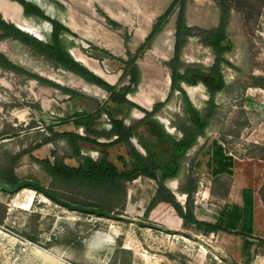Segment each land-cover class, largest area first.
<instances>
[{
    "label": "rangeland",
    "instance_id": "1",
    "mask_svg": "<svg viewBox=\"0 0 264 264\" xmlns=\"http://www.w3.org/2000/svg\"><path fill=\"white\" fill-rule=\"evenodd\" d=\"M27 1L68 27L71 32L62 37L69 51L78 48L97 69L113 78L110 82L95 71L111 84L120 83L126 67L120 59L136 56L140 82L127 97L149 111L157 103L164 106L144 121L146 114L140 108L116 104L106 90L57 67L21 41L2 38L0 31V54L5 57L0 59V168L13 164L21 180L39 182L73 204L144 221L71 210L31 186L16 193L0 188V264H264V245L257 246L258 239L264 238V0H229L227 37L233 46L225 54L231 65H222L225 88L215 97L218 107L205 134L198 137L190 155L183 157L179 176L165 181L186 211L202 205L206 219L240 230L250 219L242 196V188H249L255 216L252 233L245 236L222 230L207 233L178 222L171 210L162 209L161 203L166 204L180 217L158 190L157 182L146 176L123 183L118 191L54 178L31 155L55 161L56 153L76 165L75 159L65 157L72 151L67 138L27 152L43 135H51V125L55 132L86 136V129L76 126L74 113L93 112L102 105L128 127L139 124L130 140L145 156L139 139L157 149L169 145L163 129L181 139L187 113L183 93L171 87L172 72L167 65L175 56L176 22L182 14L190 29L177 65L208 69L215 62L208 37L220 23L221 1ZM173 4L168 22L151 46L138 53L157 19ZM13 10L0 12L13 21ZM22 14L32 18L36 27L41 25L43 39L50 40L53 28L48 31L43 26L46 20ZM104 29L118 46H107L110 42L99 34ZM143 86L145 96L139 97ZM181 86L193 105L205 113L210 101L207 86L202 82H183ZM96 117V127L106 133L99 141L114 140L108 114L103 110ZM81 145L83 155L99 160L107 154L123 166L118 157L126 154L125 145ZM97 233H106L112 240L95 242Z\"/></svg>",
    "mask_w": 264,
    "mask_h": 264
},
{
    "label": "trees",
    "instance_id": "2",
    "mask_svg": "<svg viewBox=\"0 0 264 264\" xmlns=\"http://www.w3.org/2000/svg\"><path fill=\"white\" fill-rule=\"evenodd\" d=\"M22 6L25 15H35L43 20L52 24V34L48 41L42 40L30 32L22 30L14 22L4 18L0 12V31L2 38H13L21 41L25 45L32 48L38 54L44 56L57 67L71 71L80 76L85 81L97 85L106 90L110 99L118 105L134 106L140 108L145 112L146 116L144 121L149 120L151 116L160 110L164 103H157L152 111L144 109L131 101L127 96L137 90L140 82V68L136 62V56L128 60L120 59L126 64L123 75L120 78L119 84H111L101 75L97 74L84 63L76 60L70 53L62 34L71 32L68 27L62 24L59 20L51 18L39 6L31 1L17 0ZM221 1V20L218 27L209 33V46L215 54L214 65L208 69L199 66H186L181 69L177 64L184 42L188 36L190 29L183 15L180 14L176 22V42H175V56L167 64L171 69V87L172 89L180 90L183 93L184 109L187 113V121L182 126L183 137L177 139L172 134L163 129V125L158 123L163 129L165 138L168 140L169 145L167 148L157 149L143 139H139V143L146 150L148 156L143 155L131 142V137L134 135L136 125L132 128L128 127L124 121L114 115V113L106 109L103 105L93 112H75L76 126H83L86 129L87 135L82 136L78 133L71 131L59 133L55 132L53 126H49L51 132L50 136L43 135L41 142L30 146L27 152H33L35 149L40 148L43 144L55 141L60 138H67L71 144L72 151L67 153L65 157L75 159L76 165H71L64 161V158H59L55 153V161L50 159H39L31 155L32 159L40 163L45 170L54 178L63 179L67 182L77 183L81 186H92L95 188H106L111 191H118L123 183L133 182L139 177L146 176L157 182L158 190L167 199L170 204L180 215L168 205L161 203L162 209L168 208L171 210L176 220L186 225H194L197 229L210 233L218 232L220 230L227 231L232 234L245 236V233L226 228L220 222H209L200 220L193 212L186 211L172 190L166 185L165 181L175 178L181 169V160L185 157L186 153L195 145L198 137L205 134L206 128L215 114L218 107L215 102V97L218 92L225 88L226 82L222 72V65H231L230 61L226 59L225 54L232 49V43L227 37V26L230 19L231 6L229 0ZM175 4V3H174ZM174 4L161 15L156 23L153 25L151 33L146 38L144 44L139 48L138 53L142 54L143 50L151 46L155 37L160 33L165 24L168 22L172 13ZM0 59H5L3 54H0ZM36 79L44 80L38 76ZM46 81V80H45ZM47 82L55 85L59 89H65L51 81ZM197 84L202 82L208 88L210 94V101L208 109L202 113L197 109L190 97L183 91L181 84ZM105 111L112 124V134L116 138L109 142H101L99 138L106 133L96 127V115H100ZM68 121V120H67ZM66 120L61 122L65 123ZM142 121V122H144ZM90 144L100 148H108L118 144L126 146V154H121L118 159L123 164L120 167L116 162L112 161L107 154L99 160H95L91 156L82 154L81 144ZM22 154L18 155L19 158ZM15 166L8 165L0 168V179L9 184H17L21 179L14 173ZM37 190L34 187H30ZM160 201V199H158ZM157 200V201H158ZM156 201V202H157ZM150 212V211H149ZM166 231L171 232L170 229L164 227ZM264 245V238H259L257 246Z\"/></svg>",
    "mask_w": 264,
    "mask_h": 264
},
{
    "label": "bare ground",
    "instance_id": "3",
    "mask_svg": "<svg viewBox=\"0 0 264 264\" xmlns=\"http://www.w3.org/2000/svg\"><path fill=\"white\" fill-rule=\"evenodd\" d=\"M90 7V6H89ZM14 8V10H13ZM0 10H7V11H10V10H13L14 11V14H13V21L15 23H17L18 25L30 30L32 33H35L37 34L38 36H40L41 38H44V35H42L41 33V25L37 26L34 24V21L32 18L30 19H27L23 16L22 14V7L20 4L16 3V2H10L9 0H1L0 1ZM37 23V22H36ZM66 24V23H65ZM67 25V24H66ZM45 27L48 28V31L51 29V24L46 21L44 22V25ZM69 26H71L69 24ZM100 35H102V37L109 41L110 43L107 44V46H118V43L115 41V37L110 34L108 31H106L105 29L102 30V32L99 33ZM73 55L79 60L81 61L82 63H84L85 65H87L88 67H90L91 69H93L94 71L98 72L99 74H101L102 76L106 77V79L113 81V78H111L110 76L106 75L99 67V69H97L93 62L91 61V59L86 56L85 54H83L78 48H74L73 49ZM115 80V79H114ZM87 90H90L88 86H85ZM88 87V88H87ZM96 89L99 91L100 88L96 86ZM144 86L142 87L141 89V92H140V96L139 97H143L145 96V91H144ZM136 113L138 114H141V112H139L138 110L136 111ZM25 189V188H24ZM23 190V189H22ZM95 242L97 241H102V240H112V236L106 234V233H97L96 236L94 237L93 239Z\"/></svg>",
    "mask_w": 264,
    "mask_h": 264
},
{
    "label": "water",
    "instance_id": "4",
    "mask_svg": "<svg viewBox=\"0 0 264 264\" xmlns=\"http://www.w3.org/2000/svg\"><path fill=\"white\" fill-rule=\"evenodd\" d=\"M22 7V11H23V6L21 5ZM5 18V17H4ZM14 22V21H12ZM15 23V22H14ZM19 28H21L22 30H25L27 32H30L32 34V32L20 25H18L17 23H15ZM51 24V23H50ZM52 26V24H51ZM34 36L44 40L43 38H41L40 36H38L37 34L33 33ZM71 54L73 55L72 53V50H70ZM73 57L78 60L74 55ZM79 61V60H78ZM81 62V61H80ZM87 66V65H86ZM88 67V66H87ZM89 68V67H88ZM92 70V69H91ZM95 72V71H94ZM98 74V73H97ZM104 78V77H103ZM109 82V81H108ZM27 186H31V187H34L36 188L37 190H40L42 192H44L47 196H49L50 198L54 199L57 203L63 205V206H66L67 208L71 209V210H76V211H80V212H87V213H92V214H95V215H98V216H106V217H109V218H112V217H115V218H118V219H130V218H127L123 215H114L113 213H110L106 210H102L100 208H97V207H85V206H81V205H77V204H73L69 201H66V200H63L61 199L60 197H58L55 193L49 191L43 184L39 183V182H36L34 180H31V179H23V180H20L17 184L13 185V184H9V183H6L4 182L2 179H0V188L7 191V192H13V193H16L24 188H26ZM131 221L133 222H144L143 220H139V219H130Z\"/></svg>",
    "mask_w": 264,
    "mask_h": 264
},
{
    "label": "crops",
    "instance_id": "5",
    "mask_svg": "<svg viewBox=\"0 0 264 264\" xmlns=\"http://www.w3.org/2000/svg\"><path fill=\"white\" fill-rule=\"evenodd\" d=\"M90 68V67H89ZM91 69V68H90ZM93 70V69H92ZM190 150L186 153L185 157L187 155H190ZM184 157V158H185ZM182 164H184L183 162V159L181 160V167H182ZM181 171V169H180ZM180 171L178 173V175L175 177L177 178L180 174ZM242 196L244 198V201H245V207H246V213L248 215V217L250 218L249 221L247 223H244L243 225V228L242 230L234 227V226H231L229 227L230 229H233V230H236V231H240V232H243V233H252V216H255V201L252 199V191L245 187V188H242ZM180 202V201H179ZM181 204V203H180ZM182 205V204H181ZM183 206V205H182ZM183 208L185 209V207L183 206ZM196 209V210H195ZM195 209L194 210H191L193 212V214L199 218L200 220H206V221H209V222H220L221 224V221L220 220H216V221H213V220H209V219H206L204 216H205V208L202 206V205H197L195 206ZM186 210V209H185Z\"/></svg>",
    "mask_w": 264,
    "mask_h": 264
}]
</instances>
